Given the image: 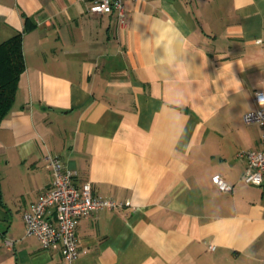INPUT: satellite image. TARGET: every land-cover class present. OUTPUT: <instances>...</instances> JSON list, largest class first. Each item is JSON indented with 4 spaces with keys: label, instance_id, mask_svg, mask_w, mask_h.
Instances as JSON below:
<instances>
[{
    "label": "crops",
    "instance_id": "obj_1",
    "mask_svg": "<svg viewBox=\"0 0 264 264\" xmlns=\"http://www.w3.org/2000/svg\"><path fill=\"white\" fill-rule=\"evenodd\" d=\"M89 3L0 0V42L20 33L24 61L0 123V264H264V184L242 182L237 156L264 147V127L242 118L264 90V0H125V24ZM169 13L201 56L177 38L176 58L192 69L182 86L159 63L164 46L149 58L150 34L131 28L134 15ZM46 152L123 203L80 218L86 251L71 262L22 218L50 187Z\"/></svg>",
    "mask_w": 264,
    "mask_h": 264
},
{
    "label": "built area",
    "instance_id": "obj_2",
    "mask_svg": "<svg viewBox=\"0 0 264 264\" xmlns=\"http://www.w3.org/2000/svg\"><path fill=\"white\" fill-rule=\"evenodd\" d=\"M124 1L90 0L88 11L94 14L115 11L120 24H125ZM260 95H264V90L253 92L256 107L246 111L242 118L245 123H256L264 127V106L258 103ZM237 156L246 161L242 182L264 184V147L240 150ZM44 159L51 170V184L49 188L41 191L37 199L23 212L25 231L27 235L36 236L44 248L58 249L64 259L71 262L86 251L78 246L76 229L80 218L98 210H114L123 203L95 194L88 180L77 184L74 181L75 172L65 168L57 154L46 152ZM211 181L218 191L227 192L232 189V185L218 173L211 176ZM49 210L50 217L47 216ZM5 243L7 247H11L10 240L6 239ZM209 248H213V245H209Z\"/></svg>",
    "mask_w": 264,
    "mask_h": 264
},
{
    "label": "clouds",
    "instance_id": "obj_3",
    "mask_svg": "<svg viewBox=\"0 0 264 264\" xmlns=\"http://www.w3.org/2000/svg\"><path fill=\"white\" fill-rule=\"evenodd\" d=\"M132 31L140 36V26L143 25L146 33L150 34L146 39L141 41L142 52L147 53L149 58L153 56V50L159 48L161 45L164 46L165 57L159 62L166 64L169 69L174 73V80L171 82L178 86H182L189 83L188 77L192 72L189 67L187 59L177 60L174 45L179 36L184 37V32L181 27V20L177 17L172 16L170 13L168 17H161L158 15H153L151 21H145L142 18L138 19L137 15L132 17ZM186 37L181 44V48L186 53H193L200 56V51L194 47L186 46ZM201 57V56H200ZM195 55L192 56L194 61ZM150 67H155V63L149 65ZM237 83H240L237 81ZM258 103L264 106V95L258 97Z\"/></svg>",
    "mask_w": 264,
    "mask_h": 264
},
{
    "label": "trees",
    "instance_id": "obj_4",
    "mask_svg": "<svg viewBox=\"0 0 264 264\" xmlns=\"http://www.w3.org/2000/svg\"><path fill=\"white\" fill-rule=\"evenodd\" d=\"M32 26L25 18L24 29ZM24 61L20 46V33L0 42V123L11 110Z\"/></svg>",
    "mask_w": 264,
    "mask_h": 264
}]
</instances>
